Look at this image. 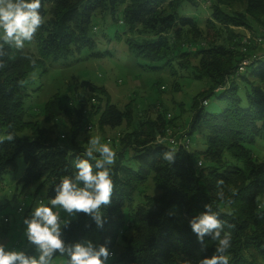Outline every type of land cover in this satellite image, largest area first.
Wrapping results in <instances>:
<instances>
[{
	"label": "trees",
	"instance_id": "obj_1",
	"mask_svg": "<svg viewBox=\"0 0 264 264\" xmlns=\"http://www.w3.org/2000/svg\"><path fill=\"white\" fill-rule=\"evenodd\" d=\"M198 3H210L205 25L210 29L218 25L223 31L220 42L203 40L196 19L184 12L188 4L195 7ZM41 4L44 24L33 39L36 55L5 45L6 54L0 58L6 63L0 69V135L12 133L16 137L0 144V179L21 157L25 169L19 183L23 188H44L50 200L60 178L74 174L73 161L87 158L86 143L77 139L91 126L90 120L99 128L115 129L124 124L127 132H118L120 151L112 166V202L101 210L106 223L99 229L90 217L79 213L62 229L65 242L74 244L91 237L95 245L110 241L106 246L111 251L121 236L124 247L115 260L119 264H184L210 258L215 242L205 237L212 246L202 251L189 224L209 204L224 222V231L231 233L229 264H262L264 160L253 156L251 146L260 142L264 149V46L253 42L264 39V0H41ZM106 17L110 19L107 25ZM94 25L103 26L101 39L94 35ZM114 25L124 31L119 33ZM105 28L113 29L116 38L125 35L123 47L134 61L144 63L138 65L140 68L152 72L167 68L173 78L192 76L206 83L187 111L192 112L187 129L176 137H186L190 143V136L197 129L202 131L205 148L198 154L205 165L184 148L158 141L167 131L174 137V119L163 105L154 107L153 119L146 113L138 114L135 127L129 131L133 106L128 103L118 109L104 88L87 82L81 92L70 94L65 101L54 94L44 103L40 113L51 127L32 119L36 114L27 103L31 94L26 87L30 74L40 68L46 72V63L74 55L76 59L77 55L95 60L111 57L112 52L105 47L114 37L103 32ZM233 28L250 30L251 41L242 44L247 34H237ZM83 50L88 54L80 56ZM246 58L251 63L244 73L237 74ZM85 85L92 87L86 90ZM170 87L174 90L179 85L174 80ZM164 90L163 85L157 87V92ZM89 93L94 97H87ZM213 94L223 108L206 113V98ZM60 115L70 124V139L63 145L58 141L67 140L66 135L54 138ZM168 149L177 152L172 165L161 159ZM125 153L133 166L124 163ZM94 155L99 158L98 153ZM148 180L159 195L142 193L143 201L127 210L125 223L124 210L130 207L137 188ZM218 180L224 181L225 201L216 196ZM130 230L131 236H126Z\"/></svg>",
	"mask_w": 264,
	"mask_h": 264
},
{
	"label": "rangeland",
	"instance_id": "obj_2",
	"mask_svg": "<svg viewBox=\"0 0 264 264\" xmlns=\"http://www.w3.org/2000/svg\"><path fill=\"white\" fill-rule=\"evenodd\" d=\"M197 5L198 6L194 7L193 4H188L184 12L196 19L199 24V29L202 31L203 40L206 38L207 41L214 40L215 42H220L223 31L218 28V25L212 29L206 28L205 25V21L210 12V3L209 5L198 3ZM234 8L238 9V6ZM109 20L110 19L106 17V25L109 24ZM94 26L96 28L94 35L101 39L100 31L103 26ZM114 27L119 33L124 31L122 27H117L116 25H114ZM105 31L109 33L110 37L115 38H113L110 43L107 41L108 46L105 47L112 52L111 57L95 60L91 58L80 59L77 55L76 59V55H74L66 60L46 63V72H43V68H40L30 74L26 87L30 90L29 92L31 94L27 103L33 105L32 111L36 114L32 119L37 120L45 128L51 127V123L45 122L40 113L44 103L54 94H57L61 98V101H65L70 94L81 92L83 89L81 87L83 86L82 84L87 82L91 85L104 88L107 92L106 94H108L110 98L111 104L118 107V109H123L124 105L128 103L133 106L135 115L130 121V126L128 127L129 131L135 127L136 121L138 120L136 116L138 114L146 113L153 119V114L155 113L154 107L161 104L163 108H166L167 113L171 114V119H174L172 122L174 123L172 124L173 128L171 129L172 135L175 138L180 137V135L184 133V130L187 129L190 116L192 115V112H187L191 110L192 100L194 98L198 99L200 94L205 90L206 83L196 80L192 76L183 78L179 75L178 78H173L167 74V68L155 70L153 72L149 69L140 68L138 65L144 63L134 61L131 56L127 55L123 47L125 35L116 38L115 36L117 34L113 29L105 28L103 32ZM232 31L237 34H250V32H248L250 30L247 29L233 28ZM253 31L256 33L255 26H253ZM101 43L104 44L102 41ZM21 50L34 55L37 53L33 40L31 42H25V46ZM79 54L83 56L88 54V51L83 50ZM174 80H176L179 87L173 90L170 86ZM91 85H85L84 87L86 90H90L89 86L92 87ZM159 85L165 86V90L157 92V87ZM87 97L94 96L89 93ZM206 101L208 103L204 108L206 113H214L223 108L221 101H218L214 94L208 96ZM88 125L93 127L92 131L88 132L87 130H83L77 139L79 142L82 143L83 141V143H86V147H88L89 138L99 135L102 138V143H107L105 140L111 139L113 142L110 146L116 153L120 151L117 133L124 134L127 132V127H125L124 124L115 129L99 128L93 119L90 120ZM69 127L70 124L67 119L60 115L58 117L57 128L54 130V138H58L61 134L67 136ZM201 132L202 131L197 129L190 136V143L187 151L193 154L196 160L201 161L203 165H205L204 160H202L198 154V152L205 148ZM0 137L2 136L0 135ZM69 139L70 136H67V140H59L58 144H66L69 142ZM251 150L253 156L257 160H264V149L260 142L252 145ZM129 157V153L124 154V163L133 166L134 162L129 160ZM14 165L13 169L0 179V244H3L8 251H23L27 255H35L34 246L28 242L25 236L26 225L24 224V219L30 216L38 202L43 201L45 204H49V200L46 198L44 188L36 190V185L23 188L19 183V179L22 177L25 169V164L21 157L15 159ZM142 193L153 197L159 195V191L150 180L144 183L140 188H137L130 207L124 210L125 223L127 219V210L143 201V196L140 197ZM19 208H21L20 213L18 212ZM53 210L59 213L62 221H72L76 218V216L69 217L66 212L59 208ZM4 218L7 219L6 223L3 222ZM132 233L133 231L130 230L126 233V236H131ZM86 240H90L93 243L95 239H91L90 237ZM205 243L207 247L212 246L210 241H206ZM123 247L124 239L119 236L114 249L110 251L114 253V255L111 260L107 261V264H119L115 263V260L123 250ZM197 261L198 260L191 261V264H197ZM53 264H67V260L65 257H61L57 254L53 258ZM262 264H264V261Z\"/></svg>",
	"mask_w": 264,
	"mask_h": 264
},
{
	"label": "clouds",
	"instance_id": "obj_3",
	"mask_svg": "<svg viewBox=\"0 0 264 264\" xmlns=\"http://www.w3.org/2000/svg\"><path fill=\"white\" fill-rule=\"evenodd\" d=\"M41 7V0H0V58L6 54L5 45L20 50L24 48L25 42L34 39L44 24ZM32 64L35 65L34 60ZM5 67L6 63L0 59V69ZM15 139L14 134L8 133L0 137V144L5 140L13 142ZM101 140L99 135L89 138L84 153L87 158L77 157L73 161L74 174L60 178L54 188L55 196L49 200V204L38 202L30 216L24 219L25 236L34 246L36 254L8 251L0 244V264H53V258L57 254L65 257L67 264H107L113 257L114 253L106 246L110 241L105 245H95L90 240L66 243L62 238V229L69 226L70 220L62 221L59 213L53 210L59 208L69 217L83 213L95 222L97 228L103 229L106 220L101 210L112 202V166L115 165L117 153L110 142L102 143ZM94 153H98L99 158ZM176 153L175 149H168L162 153L161 159L172 165L175 163ZM90 160L95 161L94 165ZM223 185V180L217 181L216 196L220 201H225ZM226 202L231 203L230 200ZM189 224L202 251L207 248L205 237L215 242L211 257L200 259L197 264H229L231 233L224 231L225 224L211 205H204V211L193 216ZM185 264H191V261H186Z\"/></svg>",
	"mask_w": 264,
	"mask_h": 264
},
{
	"label": "built area",
	"instance_id": "obj_4",
	"mask_svg": "<svg viewBox=\"0 0 264 264\" xmlns=\"http://www.w3.org/2000/svg\"><path fill=\"white\" fill-rule=\"evenodd\" d=\"M119 24H122V22H119ZM250 41H251V37H250V35L247 34V35L243 38V40H242V44H248ZM253 42H254L255 44H261V45L264 46V39H262V38H256V39L253 40ZM243 51H245V50L243 49ZM253 57H255V56H253ZM250 60H251L250 58H249V59L246 58V59H244V60L242 61V63L238 66L237 74H242V73L245 72L246 67L251 63ZM91 102H94V100L92 99ZM203 105H205V103H203ZM87 131H88V132H91V131H92V127H91V126H88V127H87ZM119 136H120V135L117 133V137H119ZM158 141H159V142H161V141H166V142H167L168 144H170L171 146H175V147H177V148L182 147V148H184L185 150H187L188 147H189V139H188V138L183 137V138H181V139H177V138L171 136V132H170V131H167V133H166V137H165L164 139H159ZM108 142H110L109 139H107V143H108ZM197 166L200 167V166H201V163L198 162V163H197ZM18 212H19V213L21 212V208L18 209ZM3 222H4V223L7 222L6 218L3 219Z\"/></svg>",
	"mask_w": 264,
	"mask_h": 264
}]
</instances>
